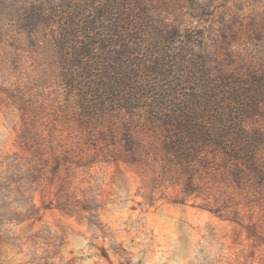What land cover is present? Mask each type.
<instances>
[{
	"label": "rangeland",
	"instance_id": "obj_1",
	"mask_svg": "<svg viewBox=\"0 0 264 264\" xmlns=\"http://www.w3.org/2000/svg\"><path fill=\"white\" fill-rule=\"evenodd\" d=\"M52 1L0 0V264H264V186L217 148L188 166L165 116L79 109L21 19ZM152 1L215 71L264 76V0Z\"/></svg>",
	"mask_w": 264,
	"mask_h": 264
},
{
	"label": "trees",
	"instance_id": "obj_2",
	"mask_svg": "<svg viewBox=\"0 0 264 264\" xmlns=\"http://www.w3.org/2000/svg\"><path fill=\"white\" fill-rule=\"evenodd\" d=\"M21 19L29 31L48 29L62 86L79 109L128 119L143 112L150 122L165 116L188 166L203 148H217L242 172L238 184L250 177L264 186V128L247 123L264 111V76L215 71L194 41L155 16L152 0H55L26 8ZM171 76H181L175 91L186 94L156 92Z\"/></svg>",
	"mask_w": 264,
	"mask_h": 264
}]
</instances>
